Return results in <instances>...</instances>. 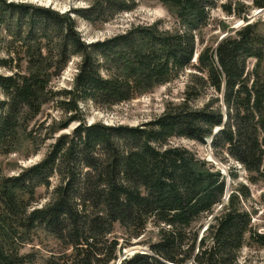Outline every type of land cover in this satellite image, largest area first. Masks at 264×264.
Returning <instances> with one entry per match:
<instances>
[{"label":"trees","instance_id":"16d2710c","mask_svg":"<svg viewBox=\"0 0 264 264\" xmlns=\"http://www.w3.org/2000/svg\"><path fill=\"white\" fill-rule=\"evenodd\" d=\"M155 1L172 21L130 24L86 43L76 18L108 22L135 10L138 1L92 0L59 12L0 0V46L3 17L14 23L8 32L16 45L0 57V67L10 71L0 73V153L24 152L26 159L46 148L15 174L0 173V264H24L28 254L6 247L32 240L37 229L60 246L46 264H114L135 244L146 252L120 264H241L244 247L264 248V231L243 204L248 187L238 184L224 201L226 176L170 142L205 144L211 137L215 157L234 159L253 184L264 181V20L248 21L264 0ZM216 7L245 23L220 25L225 36L209 42L204 29ZM73 56L78 63L70 86L54 90L52 81ZM182 75L181 99L168 101L150 120L87 122V102L111 108ZM49 102L58 117L42 116ZM23 143L25 151L18 147ZM228 173L237 176L235 169ZM41 186L50 189L49 198L37 206ZM117 227L124 235H116Z\"/></svg>","mask_w":264,"mask_h":264},{"label":"rangeland","instance_id":"374dc122","mask_svg":"<svg viewBox=\"0 0 264 264\" xmlns=\"http://www.w3.org/2000/svg\"><path fill=\"white\" fill-rule=\"evenodd\" d=\"M11 2H25L33 3L40 6H48L59 12H67L70 8H86L92 0H6ZM138 6L135 10L130 12H123L117 15L114 19L108 22H89L83 18L77 19V29L80 32L82 39L86 42H92L97 39H103L113 35L117 32H121L126 29L130 24L137 23H151L154 20L160 18L165 19L167 22L172 21L171 16L167 12V9L155 0H137ZM225 1L221 0L220 2ZM75 16L74 14H71ZM77 17V16H76ZM211 22L210 25L204 29L205 37L212 42L215 36H219L221 39L225 36V31H221L219 28L222 24H228L231 27H238L244 24L243 20H233L231 17L225 15V13L219 8H213L211 10ZM256 18L264 20V9L253 8L251 14L248 16V21H253ZM4 20L1 24V46H0V57H5L6 55H11L10 53L15 50V43L12 41V36L9 34L8 29L13 30L14 23L9 20V18H2ZM241 22V23H240ZM240 23V24H239ZM239 24V25H238ZM11 40V41H10ZM215 44V43H214ZM200 46L197 47V51ZM197 53L194 55L196 58ZM76 63H78V57L73 56L67 63V66L61 73V75L54 79L51 83L54 90L69 87L72 82V76L76 71ZM252 60L249 62L251 66ZM12 65H16V61ZM21 65L24 66V61L22 60ZM190 69H187L188 72ZM10 71H6L0 67V73L8 74ZM186 75V74H185ZM182 75L180 78L174 82L167 83L165 85H160L155 87L152 91L133 98L130 101L119 103L118 105H112L111 108H101L95 106L91 102L83 105V110L88 123L93 121H100L105 124H127V125H138L144 121L150 120L153 117L160 114L168 101L177 102L181 99L182 91L184 89V84L186 82V76ZM207 94H209L207 92ZM207 98V95L203 96V100ZM200 101L197 105H200ZM48 115V117L54 116L58 117L59 112L56 109V104L54 102H49L43 108L42 116ZM75 124H72L71 129ZM210 139V138H209ZM208 139V140H209ZM172 144H179L187 147L188 149L195 152L199 157L210 161L215 166V169L221 171L222 174L226 176V187L225 195L223 200L226 201V192L230 193L238 184H245L249 191L250 197L243 204L244 207L251 211L252 213V223L260 231H264V181H259L257 183H251L247 179V172L243 167L237 163L234 159L228 158V161H221L215 157L212 153L210 143L207 141L205 144L196 142L194 140L186 138H173L170 141ZM23 144H18V147L22 148L21 151H25L26 148ZM46 151V148H42L38 154L32 155L26 159L22 158V153H12L4 155L0 153V173L3 174H15L19 171L21 166H28L33 162L39 160L42 153ZM20 157V158H19ZM235 169L237 171V176L232 180L229 176L228 170ZM50 189L47 190L45 187L41 186L37 188L36 196H39V200L36 203L37 206L43 204L49 198ZM219 208V206H218ZM207 223L204 224L205 227ZM123 234V230L119 227L116 228V235L120 236ZM124 235V234H123ZM138 239H133L132 242H136ZM12 245V246H11ZM133 250H145L147 247L143 244H135L128 246L122 250V253L115 260L114 264H120V257L124 254L125 249ZM60 246L58 242L47 232L40 229L35 230L32 234V240L28 239L19 244H9L6 247L7 251L12 253L16 252L20 255L28 254L27 259L24 260V264H46L48 256L53 251H59ZM131 254H127L129 256ZM125 256V257H126ZM124 257V258H125ZM264 259V248H259L256 246L244 247L240 253V263L243 264L244 261L250 264H262Z\"/></svg>","mask_w":264,"mask_h":264},{"label":"water","instance_id":"95a60500","mask_svg":"<svg viewBox=\"0 0 264 264\" xmlns=\"http://www.w3.org/2000/svg\"><path fill=\"white\" fill-rule=\"evenodd\" d=\"M241 23V22H240ZM239 23V24H240ZM238 24V25H239ZM216 130V129H215ZM215 132V131H214ZM210 141H211V137H210V139H209V143H210ZM228 182V181H227ZM228 192H226V196L225 197H227L228 196ZM135 252V250H133V247L131 248V249H125L124 250V254L120 257V259H119V261L121 260V259H123L127 254H133Z\"/></svg>","mask_w":264,"mask_h":264},{"label":"bare ground","instance_id":"6f19581e","mask_svg":"<svg viewBox=\"0 0 264 264\" xmlns=\"http://www.w3.org/2000/svg\"><path fill=\"white\" fill-rule=\"evenodd\" d=\"M209 141V140H208Z\"/></svg>","mask_w":264,"mask_h":264}]
</instances>
